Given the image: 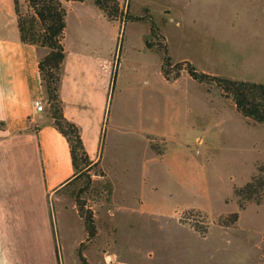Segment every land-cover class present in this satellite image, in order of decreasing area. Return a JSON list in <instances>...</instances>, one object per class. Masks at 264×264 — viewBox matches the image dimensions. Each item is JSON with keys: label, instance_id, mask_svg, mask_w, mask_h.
Returning a JSON list of instances; mask_svg holds the SVG:
<instances>
[{"label": "rangeland", "instance_id": "374dc122", "mask_svg": "<svg viewBox=\"0 0 264 264\" xmlns=\"http://www.w3.org/2000/svg\"><path fill=\"white\" fill-rule=\"evenodd\" d=\"M121 1L126 8L127 0ZM132 2L135 7L145 4L159 27L164 12L171 11L163 27L174 58H189L211 75L264 83L261 11L246 13L244 8L237 14L236 4L220 6L215 0ZM219 8L221 14H215ZM215 30L216 40L211 36ZM162 60L158 52V88L174 94L185 89L191 95L179 100L184 106L179 133L169 143L152 141L162 154L168 150L167 158L155 156L142 139H115L118 165L111 178L116 196L104 172L86 167L80 158L64 189L83 212L94 215L98 236L89 246V262L107 264L103 250L107 256L116 254L117 264H264V206L249 203L239 211L234 194L264 164V126L239 115L215 85L163 84ZM198 210L208 216L205 237L190 225L203 226ZM235 212V227L220 226L223 217Z\"/></svg>", "mask_w": 264, "mask_h": 264}, {"label": "crops", "instance_id": "0c3cea01", "mask_svg": "<svg viewBox=\"0 0 264 264\" xmlns=\"http://www.w3.org/2000/svg\"><path fill=\"white\" fill-rule=\"evenodd\" d=\"M61 1L67 9L66 56L60 83L64 115L79 128L91 164L104 172L116 196L115 179L111 178L118 165L113 141L142 139L159 158L151 142L169 143L179 133L178 120L184 110L179 100L191 95L185 89L174 94L158 88V51L146 46L151 37L146 21L128 23L124 29L111 94L120 22L107 17L92 0ZM22 3L28 10L26 1ZM215 3L236 4L237 14L244 8L246 13L259 10L264 14V0ZM145 9V4L135 7L129 1L131 15L141 17ZM215 10L221 14L220 8ZM168 16L170 10L160 22L165 38L163 25L170 21ZM211 36L218 38L216 30ZM209 52L214 57L211 48ZM47 53L46 48L21 41L15 0H0V122L4 123L0 129V264H59L57 248L62 264H82L78 252L87 238L85 224L75 199L64 192L76 169L67 139L54 126L39 72V61ZM171 57L175 63L190 60ZM162 64L163 60V84L196 82L186 72L176 81H167ZM35 100H42L44 112L35 110ZM196 126L197 122L192 128ZM167 154L168 150L161 156L167 158ZM92 249L85 251L88 261ZM101 252L107 264L119 263L116 254Z\"/></svg>", "mask_w": 264, "mask_h": 264}, {"label": "trees", "instance_id": "16d2710c", "mask_svg": "<svg viewBox=\"0 0 264 264\" xmlns=\"http://www.w3.org/2000/svg\"><path fill=\"white\" fill-rule=\"evenodd\" d=\"M25 1L27 3L28 10L26 13H23L20 1L15 0L20 37L21 41L25 44L48 49L47 55L39 61V72L42 83L47 91L48 104L51 117L54 121V126L67 139L70 145L73 164L76 171L78 169V158L82 160L86 167H90L92 164L89 155L85 150L80 130L74 123L70 122L65 117L60 98V83L66 56L64 39L67 9L64 2L61 0ZM65 1L85 2L87 0ZM92 1L107 15V17L113 21H119L121 24L116 64L111 82V94L114 92L116 86L120 62L119 55L121 54L123 48L124 29L128 23L146 21L151 26V37L146 41V46L149 49H157V51L162 55V73L167 81H176L181 77L182 72H186L191 79L201 85L207 87L215 85L221 93V96L230 100L234 104L235 110L239 115L253 122L255 125L261 124L264 126V83L234 80L224 76L211 75L200 71L190 61L174 63L169 52L167 40L161 35V29L149 9H145L141 17H136L131 15L129 12L130 0H127L126 2V11H124V7H122L120 0ZM3 127L4 123L0 122V129ZM106 127L107 120L104 124L101 149L104 144ZM151 147L158 155L162 154L153 142H151ZM234 194L238 200L239 211H244L249 203L264 206V164L259 165L257 168V174L253 176L249 182L241 187L235 188ZM76 203L79 214L84 220L85 230L87 233V238L81 244L78 255L82 264H90L85 256V251L97 238L98 229L93 213L90 211L83 212L81 210L80 203L77 201ZM196 213L201 218L203 226L199 225V222L194 224L190 223V225L199 235L205 237L209 230L208 216L201 210H198ZM238 221L239 213H231L221 219L220 226L224 228H233ZM57 258L59 264H62L58 248Z\"/></svg>", "mask_w": 264, "mask_h": 264}, {"label": "built area", "instance_id": "2783aa9c", "mask_svg": "<svg viewBox=\"0 0 264 264\" xmlns=\"http://www.w3.org/2000/svg\"><path fill=\"white\" fill-rule=\"evenodd\" d=\"M124 11H126V8H124ZM34 108L38 113H42L45 111V105L42 100H35Z\"/></svg>", "mask_w": 264, "mask_h": 264}]
</instances>
